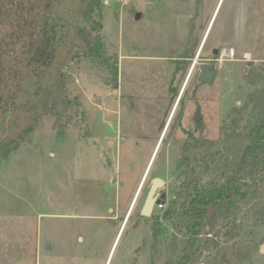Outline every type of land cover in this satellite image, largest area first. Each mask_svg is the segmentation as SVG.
<instances>
[{
	"label": "rangeland",
	"instance_id": "1",
	"mask_svg": "<svg viewBox=\"0 0 264 264\" xmlns=\"http://www.w3.org/2000/svg\"><path fill=\"white\" fill-rule=\"evenodd\" d=\"M198 1L103 0L101 30L86 26L90 40L100 35L105 54L117 57L118 80L110 73L113 60L107 66L82 55L83 41L80 55L67 65H56L65 74L69 96L78 97L79 104L63 118H41L18 148L0 161V264H67L62 254L67 221L62 214L67 208L76 210L83 197L88 200L86 209L95 214L122 206L116 197H102L99 172L118 179L120 169L124 176V168L145 169L152 159L154 174L167 177L172 191V169L188 132L219 140L222 125L238 115L235 109L263 85L249 77L250 70L264 61V0H205L210 15L214 10L205 48L235 45V59L175 62L193 16L196 23L202 17ZM205 67L216 70L211 84L199 80ZM197 112L203 130L197 128ZM180 177L181 184V172ZM258 206L261 212L237 218L234 236L228 235L231 226L223 221L212 229L205 227L204 238L220 228L214 236L221 245L205 249L196 264H264V199L257 210ZM91 220L101 223L88 228L87 220L71 221V229L82 226L96 244L83 249L76 264H166L173 233L178 236L176 255L183 244L184 226L178 231L168 219L161 223L163 233L154 244L157 222L150 219L147 260L134 259L131 253L140 247L142 225L129 222L115 241L119 225L108 227L105 236L99 228L108 225L102 219ZM73 232L72 246L79 234ZM77 249L73 247L71 254L75 261Z\"/></svg>",
	"mask_w": 264,
	"mask_h": 264
},
{
	"label": "trees",
	"instance_id": "2",
	"mask_svg": "<svg viewBox=\"0 0 264 264\" xmlns=\"http://www.w3.org/2000/svg\"><path fill=\"white\" fill-rule=\"evenodd\" d=\"M102 10L103 0H0V161L41 118H63L78 106V97L69 96L65 74L56 65L80 55V41L87 59L107 66L114 61L110 73L118 80L117 57L105 54L100 35L91 41L86 26L99 32ZM249 78L263 85L222 125L219 140L188 132L178 161L180 190L163 211L164 219L178 231L184 226L185 233L177 255L178 236L173 233L166 264L198 263L205 249L221 245L214 236L220 228L204 238L205 227L223 221L234 236L238 217L261 212L256 206L264 199V61L250 70ZM197 128L203 130L200 112ZM161 233L160 225L154 226V244Z\"/></svg>",
	"mask_w": 264,
	"mask_h": 264
},
{
	"label": "flooded vegetation",
	"instance_id": "3",
	"mask_svg": "<svg viewBox=\"0 0 264 264\" xmlns=\"http://www.w3.org/2000/svg\"><path fill=\"white\" fill-rule=\"evenodd\" d=\"M198 6L201 7L202 10V17L199 20L198 23H196V18L193 16L191 20V27L189 28L187 32V40L185 41L183 45L182 51L178 53V55L175 57L176 63H190L195 58V63H205V64H215L217 62H224L227 60L235 59V55L238 52L236 50L235 45L226 46V45H215L212 47V50H207L208 48H205L206 41L208 40L206 37L208 28L211 24L212 17L214 15L213 13L210 15V9L207 8L205 0H199ZM198 14V13H197ZM196 14V16H197ZM179 24V23H178ZM204 27L203 31L202 28ZM197 30L199 32H197ZM204 38V39H203ZM206 38V39H205ZM202 42V43H201ZM199 47V52L196 55L197 49ZM231 49V50H230ZM225 51V52H224ZM245 56V55H244ZM208 68V67H205ZM203 68V69H205ZM202 69V70H203ZM213 69V68H209ZM215 70V69H213ZM216 71V70H215ZM202 72V71H201ZM201 74V73H200ZM200 76V75H199ZM202 82V81H201ZM157 144V143H156ZM160 147V141L155 147L154 153H156V150ZM118 154L121 152V146L118 148ZM153 157V156H152ZM179 159V158H178ZM135 169V170H133ZM121 170V169H120ZM117 173L116 179L113 175H107L106 177H103V173L96 176L97 178H100L101 180V192L103 193L102 197L110 198L116 197V200L118 201L121 208L114 207L109 208L107 210V213L101 215V214H95L94 212H91L88 208V200L83 197L82 201L80 200L78 202V207H76V210L70 211V208H67L66 212L62 214L63 218H65L66 221V237H65V243L63 248V259L67 264H76L79 262V256L83 249L89 248L90 244L93 243L90 241V237L92 236H85L84 233L86 232V229H84L82 226H79L77 229H71V221L73 219H80V220H87V227L88 228H96V223H101L100 220H91V219H102L103 223H106L108 226L104 227L103 229L99 228L102 233L104 232L105 236L109 232V228L115 229L117 225H119L118 234L115 238V241L118 240V236L122 229L126 228L128 223H134L137 227V225H142V229H144V233L142 234L140 247H136V249L131 253L132 257L134 259H137L139 256L147 260V253H148V236H147V223L148 220H153L157 222L158 225H160L164 220L163 211L166 208V206H169V203L172 198L176 197V194H178L180 190V169L178 168V163L173 167L172 169V177H173V190L171 191L169 188V180L167 177H164L163 174H154L153 171V164L152 159L149 162V164L143 169L142 167L139 169L137 168V165L134 167H127L124 168V176L120 172ZM160 170V168L158 169ZM157 171V170H156ZM125 177V178H124ZM117 182H114L116 181ZM162 181V183L160 182ZM115 185V186H114ZM153 185L157 186L155 197L156 200L153 203V207L151 210V213H144L143 207L146 203V200L148 198L149 192ZM113 193V195H112ZM166 194V199H162V195ZM161 199V202L158 203L157 201ZM69 204V202H68ZM161 204L162 206L159 208L158 205ZM78 210V211H77ZM100 211V209L98 210ZM97 211V212H98ZM96 230V229H95ZM73 231H77L79 234L77 235L76 239L74 238L75 244H73ZM100 231V232H101ZM94 237H97V234L93 235ZM89 239L90 243L87 244V240ZM96 239L94 240V242ZM114 241V242H115ZM81 244V247H80ZM93 245V244H91ZM94 244L93 246H95ZM77 246L78 249L76 251V261L74 257L71 255L73 247ZM79 257V258H78Z\"/></svg>",
	"mask_w": 264,
	"mask_h": 264
},
{
	"label": "water",
	"instance_id": "4",
	"mask_svg": "<svg viewBox=\"0 0 264 264\" xmlns=\"http://www.w3.org/2000/svg\"><path fill=\"white\" fill-rule=\"evenodd\" d=\"M140 16H141V14L138 13L137 14V18H139ZM215 76H216V71L215 70L209 69V68H205V69L202 70V72H201V74L199 76V80L204 82V83L211 84L213 82ZM160 182L162 183L161 180H160ZM156 189H157V186L153 185V187L151 188V190L149 192V195H148V198L146 200V203H145V205L143 207L144 213H148V214L151 213V210H152V207H153V203L156 200V197H155ZM162 199H166V194L162 195ZM157 202L160 203L161 199H159Z\"/></svg>",
	"mask_w": 264,
	"mask_h": 264
},
{
	"label": "built area",
	"instance_id": "5",
	"mask_svg": "<svg viewBox=\"0 0 264 264\" xmlns=\"http://www.w3.org/2000/svg\"><path fill=\"white\" fill-rule=\"evenodd\" d=\"M161 206H162L161 204L158 205L159 208H160Z\"/></svg>",
	"mask_w": 264,
	"mask_h": 264
}]
</instances>
